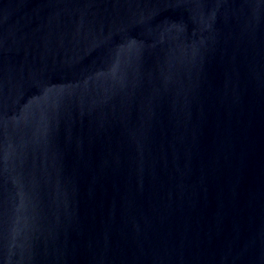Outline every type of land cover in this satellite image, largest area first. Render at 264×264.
Returning <instances> with one entry per match:
<instances>
[{"label":"water","instance_id":"water-1","mask_svg":"<svg viewBox=\"0 0 264 264\" xmlns=\"http://www.w3.org/2000/svg\"><path fill=\"white\" fill-rule=\"evenodd\" d=\"M0 264H264V0H0Z\"/></svg>","mask_w":264,"mask_h":264}]
</instances>
